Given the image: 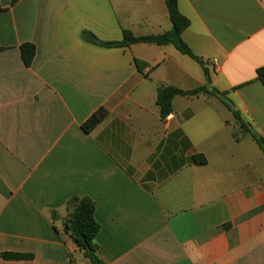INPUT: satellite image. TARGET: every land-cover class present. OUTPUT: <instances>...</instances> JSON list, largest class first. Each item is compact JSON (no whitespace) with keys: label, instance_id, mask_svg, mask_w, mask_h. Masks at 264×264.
Here are the masks:
<instances>
[{"label":"crops","instance_id":"1","mask_svg":"<svg viewBox=\"0 0 264 264\" xmlns=\"http://www.w3.org/2000/svg\"><path fill=\"white\" fill-rule=\"evenodd\" d=\"M0 3V264H87L63 232L65 204L82 197L95 204L104 264H264L259 145L221 100L264 139V0H178L190 21L182 38L210 82L172 45L82 38L164 34L166 0ZM25 43L36 48L30 67ZM162 86L223 94L177 96L162 119ZM101 107L108 116L86 133Z\"/></svg>","mask_w":264,"mask_h":264},{"label":"trees","instance_id":"2","mask_svg":"<svg viewBox=\"0 0 264 264\" xmlns=\"http://www.w3.org/2000/svg\"><path fill=\"white\" fill-rule=\"evenodd\" d=\"M18 0H12V4L17 3ZM166 4L170 13L172 28L164 34L153 35L147 37H135L129 31H123V40L120 42H103L99 40L94 34L88 31L82 32L84 41L96 46L105 48L116 47H130L133 44L146 43L157 46L172 45L178 52L186 55L196 61L204 70L206 80L210 82V74L207 63L193 53L189 45L183 40V32L190 26V21L183 14H181L178 7V0H166ZM4 9L0 3V13ZM3 48L0 46V51ZM21 58L26 67H30L35 57L36 48L33 44L25 43L20 46ZM135 63L139 72H142L146 63L135 59ZM257 81L264 87V66L257 69ZM200 94H212L221 97L223 93L216 89H209L208 86L198 87L193 90H182L173 86H162L157 91L156 104L160 109V116L162 119L167 118L173 112V100L177 96L190 97L198 96ZM222 103L233 113L237 120L240 129L243 132L251 134L256 143L264 153V139L256 135L248 126L241 120L239 112L235 111L230 102L222 98ZM108 110L106 107H101L95 111L83 124L82 128L86 133H90L97 127L107 116ZM195 165L203 166L207 164L204 155L197 154L192 157ZM68 212L67 222L64 225L63 232L69 240L77 246L84 258L88 261L87 264H104L97 254L98 246L96 243V236L100 231V224L95 219V204L89 197L72 198L66 204ZM57 214L53 213V218L56 220ZM71 222V225H69ZM5 260H25L31 259V255L17 254V253H3Z\"/></svg>","mask_w":264,"mask_h":264},{"label":"rangeland","instance_id":"3","mask_svg":"<svg viewBox=\"0 0 264 264\" xmlns=\"http://www.w3.org/2000/svg\"><path fill=\"white\" fill-rule=\"evenodd\" d=\"M152 77H154V74ZM239 129H240V127H239ZM257 148H259V150H260V153H259L260 157L258 158L256 156V169L259 170L260 174H264V153L260 147H257Z\"/></svg>","mask_w":264,"mask_h":264},{"label":"water","instance_id":"4","mask_svg":"<svg viewBox=\"0 0 264 264\" xmlns=\"http://www.w3.org/2000/svg\"><path fill=\"white\" fill-rule=\"evenodd\" d=\"M69 225H71V222H69Z\"/></svg>","mask_w":264,"mask_h":264}]
</instances>
